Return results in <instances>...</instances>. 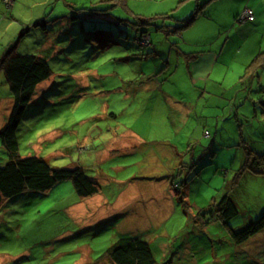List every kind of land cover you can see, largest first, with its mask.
Returning a JSON list of instances; mask_svg holds the SVG:
<instances>
[{
    "label": "rangeland",
    "instance_id": "rangeland-1",
    "mask_svg": "<svg viewBox=\"0 0 264 264\" xmlns=\"http://www.w3.org/2000/svg\"><path fill=\"white\" fill-rule=\"evenodd\" d=\"M13 1L8 8L0 0V61L15 45L52 70L25 109L19 154L82 167L101 192L79 201L66 180L6 201L0 264H114L106 254L122 238L149 241L156 264H264V231L241 245L229 233L264 214V161L241 171L249 154L264 158V67L241 82L264 51V0ZM246 8L260 43L248 37L238 48L232 37L250 25L241 19ZM142 31L149 45H139ZM10 96L0 65V132ZM126 132L144 143L132 150ZM8 161L0 137V165ZM173 177L186 183L187 202L176 199L165 220L156 195ZM126 187L128 206L135 193L156 202L112 214ZM225 195L240 211L228 226L195 223Z\"/></svg>",
    "mask_w": 264,
    "mask_h": 264
},
{
    "label": "trees",
    "instance_id": "trees-1",
    "mask_svg": "<svg viewBox=\"0 0 264 264\" xmlns=\"http://www.w3.org/2000/svg\"><path fill=\"white\" fill-rule=\"evenodd\" d=\"M193 19L190 18V20ZM255 20L256 16L254 14L253 20L247 21L253 23ZM41 24L45 28L42 22ZM23 36L24 32L19 35L18 39L20 40ZM147 36H149L150 44V34L146 31L140 33L138 38L140 46H143L142 43H144V39ZM13 46L7 50L6 55L0 61L1 70H3L10 87V97L14 102L7 124L0 132L2 144L8 152L9 160L5 165H0V207L6 201L24 194L47 193L58 183L66 180H72L77 196L80 199L79 201L98 195L101 192L100 184L88 177L82 167L53 168L42 157L20 156L18 130L22 123L25 109L31 103L38 86L52 76V70L45 57L37 54L15 53V45ZM263 67L264 51H260L246 69L245 77L241 79V82L245 83L256 77L258 70ZM208 134L210 136V133ZM262 161H264L263 157L256 156L252 159L251 154H249L241 171L244 172L247 169L256 170L262 164ZM170 180L171 189L176 194L174 202L176 203L177 199L186 203L188 196L185 190L186 183L183 185V182L177 180L176 177ZM239 212L238 205L233 198L225 195L214 205V208L199 212L194 217V221L201 228L207 227L212 221H221L228 226V222L237 217ZM262 231H264V214L241 230L234 231L229 229L232 240L240 245L255 238ZM106 255L114 264H156L151 244L141 238H122L112 246V249ZM91 264L102 263L95 262Z\"/></svg>",
    "mask_w": 264,
    "mask_h": 264
},
{
    "label": "crops",
    "instance_id": "crops-1",
    "mask_svg": "<svg viewBox=\"0 0 264 264\" xmlns=\"http://www.w3.org/2000/svg\"><path fill=\"white\" fill-rule=\"evenodd\" d=\"M13 9V8H12ZM11 10V9H10ZM256 21V20H255ZM251 23L252 22H250V25H248V26H245L244 28H242L241 30H238V32H237V34L235 35V36H233L232 38H233V40H236L237 41V46H238V48H239V46H240V44L243 42V44H242V46H241V48L243 47H246V46H248V37H251L252 39H253V43H260V41L258 40V39H256V41H255V39H254V36H253V28L251 27ZM21 34V33H20ZM237 38V39H236ZM239 43V44H238ZM242 50V49H241ZM127 134H128V137L131 139V141L129 140V141H127V139L125 140V141H123V142H126V144H128V143H130V142H132V144L130 145V146H132V145H134V147H133V149L132 150H136V149H138L143 143H144V140L142 139V138H140L139 136H137V135H135L133 132H126ZM126 135V134H125ZM132 139H134L135 141H132ZM128 149H130V147H127L126 149H123L122 151L123 152H125L126 153V151H128ZM174 172H172V174H173ZM169 181H170V179H169ZM170 184L171 183H169L168 181H167V183H165V184H160V186H161V189H158V191H157V188H155V190L158 192V194L156 195V197L158 198V199H160L161 200V204L162 205H160V206H157V208L159 209V208H162L163 210L161 211L162 213H163V219H165L166 217V214H168L169 215V212H174L173 211V207L174 206H176V204H175V199H174V195H172L171 194V187H169L168 189H166V187L169 185L170 186ZM122 185H124V183H121L120 184V186H122ZM126 189H127V187L126 188H123V189H121V192L119 193V195H118V197H117V199H119V201H118V206H117V209L116 210H114V209H112V214H114V213H121V215L122 214H124V213H126L127 211H125V212H121V210H123L124 209V207L126 208V207H128V208H133V206H132V204L134 203V202H136L137 200H142V199H147V198H150V200H148L147 202H149V203H152V202H156V201H154L153 199H152V196H151V193L149 192V193H146V192H142L141 194H139V193H135L134 195H129V197H130V200L131 201H133V202H130V204H129V206L127 205V200L126 199H122V200H120L121 198H122V196H123V194L125 193L124 191H126ZM124 192V193H123ZM174 192V191H173ZM121 193H123L121 196H120V194ZM119 196H120V198H119ZM127 208V209H128ZM77 209H80V210H82L83 211V209H84V206H79ZM158 209H156V210H158ZM118 217H120V216H118ZM116 215H114L113 217H112V221L115 219V218H118ZM166 220V219H165ZM115 221V220H114ZM123 224V223H122ZM163 226V225H162ZM159 227H161V225H159ZM144 233V235H148L149 234V228L148 229H145L144 231H143ZM149 242V241H148Z\"/></svg>",
    "mask_w": 264,
    "mask_h": 264
},
{
    "label": "built area",
    "instance_id": "built-area-1",
    "mask_svg": "<svg viewBox=\"0 0 264 264\" xmlns=\"http://www.w3.org/2000/svg\"><path fill=\"white\" fill-rule=\"evenodd\" d=\"M3 1H4V3L6 4V6L8 8H11L13 6V4H14L13 0H3ZM9 3H11V5H9ZM253 18H254V14H253L252 10L246 8V10L244 11V13L241 16V19L244 20V21H246V20L250 21V20H253ZM145 43L149 44V36H147L144 39V43H142V44H145ZM206 135L208 136L209 134L207 133Z\"/></svg>",
    "mask_w": 264,
    "mask_h": 264
}]
</instances>
